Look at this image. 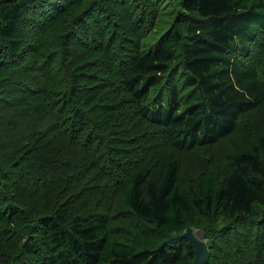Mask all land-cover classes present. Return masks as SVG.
I'll use <instances>...</instances> for the list:
<instances>
[{
  "label": "trees",
  "instance_id": "16d2710c",
  "mask_svg": "<svg viewBox=\"0 0 264 264\" xmlns=\"http://www.w3.org/2000/svg\"><path fill=\"white\" fill-rule=\"evenodd\" d=\"M162 1L0 0V264H191L162 243L189 225L203 264H264V130L222 174L182 181L177 153L208 159L264 102V0H173L145 51Z\"/></svg>",
  "mask_w": 264,
  "mask_h": 264
},
{
  "label": "rangeland",
  "instance_id": "374dc122",
  "mask_svg": "<svg viewBox=\"0 0 264 264\" xmlns=\"http://www.w3.org/2000/svg\"><path fill=\"white\" fill-rule=\"evenodd\" d=\"M172 1L173 0L162 1L160 6V13L158 14L156 19V24L153 27L150 34L148 35V37L143 40V44H142L143 50L146 51L149 48L153 47L155 45V42L162 35V33L166 31V29L170 26L171 23H173V18L175 16L174 15L175 9L172 6ZM22 26L23 25H21V27ZM24 27L32 28L33 23L25 22ZM27 32L33 34L34 31L27 30ZM157 89H160V87H156L151 92L150 100H154L155 92ZM242 117H245L242 123L243 122L246 123L242 125V123L240 122V124L238 125L237 132H235L236 134H233L225 138L224 140L220 141L218 144L214 146L208 147L207 152L203 154L210 156L208 159H205L203 161H198L199 156L193 157L192 154H188V153L184 154V153H180V151L177 152L180 157L179 176L182 179V181L185 179L186 182H189V180L192 179L193 175L197 174L199 171H204V170L215 171L222 174L224 168H226V163L229 159L231 152L237 148L238 144H243V143L246 144L251 139H253V137L256 135L258 131L264 130V102L260 107L257 108L256 111H254L253 113L244 114ZM255 206L258 209L262 208L257 204H255ZM235 222L236 221L225 219L223 216H220L218 220L212 224V226L213 228H215V230L222 229V230H231V232H233L234 229H232L231 225L235 224ZM242 223L247 224L246 222H242ZM121 226L123 229V234L119 237V239L131 243L137 247L139 246L153 247L160 241V238H158L155 235H150L149 239L144 240L142 236L137 235L129 227L126 228L124 226V223H122ZM188 227L192 228L194 234L199 238L203 239L206 245L211 241L210 236L205 232L204 228H202L201 226L189 225L187 226V228ZM218 237L222 238L220 233L218 234ZM221 240L223 241L224 239ZM221 245H223V243H221Z\"/></svg>",
  "mask_w": 264,
  "mask_h": 264
},
{
  "label": "water",
  "instance_id": "95a60500",
  "mask_svg": "<svg viewBox=\"0 0 264 264\" xmlns=\"http://www.w3.org/2000/svg\"><path fill=\"white\" fill-rule=\"evenodd\" d=\"M182 238H187L192 244L194 256L191 264H203L207 258V246L203 239L194 234L192 228L188 227L181 233L170 235L162 243H176Z\"/></svg>",
  "mask_w": 264,
  "mask_h": 264
}]
</instances>
